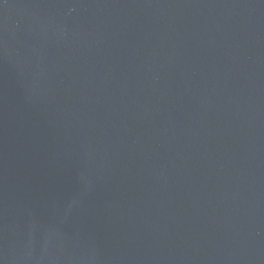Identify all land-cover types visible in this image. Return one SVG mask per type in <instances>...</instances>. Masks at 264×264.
<instances>
[{
    "label": "water",
    "instance_id": "obj_1",
    "mask_svg": "<svg viewBox=\"0 0 264 264\" xmlns=\"http://www.w3.org/2000/svg\"><path fill=\"white\" fill-rule=\"evenodd\" d=\"M0 264H264V0H0Z\"/></svg>",
    "mask_w": 264,
    "mask_h": 264
}]
</instances>
